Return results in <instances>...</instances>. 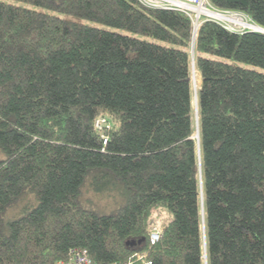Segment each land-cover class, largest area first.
<instances>
[{
    "label": "trees",
    "instance_id": "1",
    "mask_svg": "<svg viewBox=\"0 0 264 264\" xmlns=\"http://www.w3.org/2000/svg\"><path fill=\"white\" fill-rule=\"evenodd\" d=\"M208 2L264 27V0ZM240 62L264 67L263 32L194 35L187 11L142 0H0V264L76 247L264 264V71Z\"/></svg>",
    "mask_w": 264,
    "mask_h": 264
},
{
    "label": "built area",
    "instance_id": "2",
    "mask_svg": "<svg viewBox=\"0 0 264 264\" xmlns=\"http://www.w3.org/2000/svg\"><path fill=\"white\" fill-rule=\"evenodd\" d=\"M150 5L159 6V7H166V8H173L174 7V0H142ZM185 4H188V6H183L182 9L187 11L193 18V24H194V31L196 27H199L200 23L205 19H213L220 23H222L226 28L234 31H245L248 29L247 26L243 25L242 23L234 22L230 19L224 18L223 16H239L245 19V21L251 20L248 15L241 11L236 10H221L218 8H215L212 6L208 0H181ZM198 2V4H196ZM196 7H203L205 9L204 12V18L202 19L200 12L196 10ZM197 11V14L194 15L193 11ZM200 13V14H199ZM240 25L241 28H237L236 25ZM236 26V27H235ZM106 120L104 118L98 119L96 122V125L98 127H101L102 124ZM161 237V229L157 225H153V227L150 230V242L155 243L157 242ZM134 259L136 260H130L127 262H109V263H102V264H152V261L147 258V250L143 249L134 254ZM140 263H137L138 261ZM58 264H98L96 263L90 256L89 252L85 248H73L69 254V257L67 259H63L58 261Z\"/></svg>",
    "mask_w": 264,
    "mask_h": 264
},
{
    "label": "rangeland",
    "instance_id": "3",
    "mask_svg": "<svg viewBox=\"0 0 264 264\" xmlns=\"http://www.w3.org/2000/svg\"><path fill=\"white\" fill-rule=\"evenodd\" d=\"M196 4H198V2ZM192 11H193L194 15L197 14V11H195V10H192ZM204 15H206V14H204V12H202L200 14V16H201L202 19L204 18ZM234 20L235 19H232V21H234ZM88 22L93 23V24H97L99 26H102V27H105V28H108V29H115L112 26H109V25H106V24H103V23H100V22H91V21H88ZM251 24H255V23L254 22H251ZM236 26H237V28H241V26L238 25V24ZM248 29H252V28L248 27ZM116 30L129 33V31L128 30H125V29H116ZM141 36L142 37H145L147 39H150V40L160 41V40H158V39H156V38H154L152 36H148V35H141ZM240 64H242L244 66H248V67H252V68H255V69L263 70L264 71V67H261V66H256V65H253V64H250V63H247V62H240ZM200 83H201V79H200V76H199V72L196 69V67L194 66V69H193V87H194V91H195L194 92L195 97L197 95V89L199 88ZM195 109L197 111L196 105H195ZM157 217H158L159 224H162V223L167 222L171 218V213L167 209H163L161 213H158V216Z\"/></svg>",
    "mask_w": 264,
    "mask_h": 264
},
{
    "label": "bare ground",
    "instance_id": "4",
    "mask_svg": "<svg viewBox=\"0 0 264 264\" xmlns=\"http://www.w3.org/2000/svg\"><path fill=\"white\" fill-rule=\"evenodd\" d=\"M173 3H174V8H178V9H182L183 8V6H188V4H185L183 1H181V0H174L173 1ZM162 7V6H161ZM182 10H184V9H182ZM196 10L198 11V12H202V11H205V9L203 8V7H196ZM199 13V14H200ZM224 18H227V19H229L230 18V20H232V19H235L234 20V22H237V23H242L243 25H245V26H247V27H250V28H252V29H264V27H262V26H260V25H257V24H251V22H253L252 20H248V21H245V19H243L242 17H239V16H233V17H231V16H223ZM197 29H198V27H196L195 28V31H194V35L196 34V31H197ZM196 98V97H195ZM196 107H197V105H196ZM198 109V108H197ZM196 137L197 138H199V132H198V130H197V132H196Z\"/></svg>",
    "mask_w": 264,
    "mask_h": 264
},
{
    "label": "water",
    "instance_id": "5",
    "mask_svg": "<svg viewBox=\"0 0 264 264\" xmlns=\"http://www.w3.org/2000/svg\"><path fill=\"white\" fill-rule=\"evenodd\" d=\"M252 30H256V31H260V32H263L264 33V29H252ZM192 50L194 52V49L193 48H192ZM194 65H195V61H194V58H193V68H194ZM198 119H199V117H198L197 111H196V125H197V130L199 132V121H198Z\"/></svg>",
    "mask_w": 264,
    "mask_h": 264
}]
</instances>
